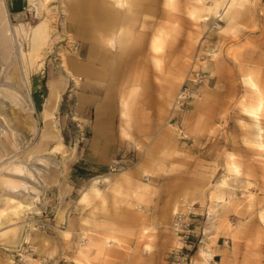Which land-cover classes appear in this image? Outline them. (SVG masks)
<instances>
[{"label": "rangeland", "instance_id": "1", "mask_svg": "<svg viewBox=\"0 0 264 264\" xmlns=\"http://www.w3.org/2000/svg\"><path fill=\"white\" fill-rule=\"evenodd\" d=\"M77 1L0 0V264H173L171 249L183 244L172 227L178 212L195 231L185 264L229 236L238 264H264V154L255 143L260 127L264 139V105L259 125L246 111L258 102L248 77L264 95V0H237L226 12L225 0H136L134 12L121 0H89L81 9ZM73 21L77 35L67 26ZM44 23L48 34L36 49ZM81 39L94 46L92 60ZM65 56L119 71L110 87L131 130L112 159L129 161L115 170L111 161L76 185L69 172L91 134L93 109L87 119L78 112L84 73L70 81L60 67ZM197 69L205 79L175 112ZM47 81L41 111L33 89L39 83L46 95ZM59 83L67 86L55 110ZM53 89L58 99L46 114ZM96 178L102 195L92 189ZM141 181L151 184L146 192L136 188Z\"/></svg>", "mask_w": 264, "mask_h": 264}, {"label": "crops", "instance_id": "2", "mask_svg": "<svg viewBox=\"0 0 264 264\" xmlns=\"http://www.w3.org/2000/svg\"><path fill=\"white\" fill-rule=\"evenodd\" d=\"M67 26L71 33L74 35L79 34L80 30L78 24L75 21L69 22ZM87 42L89 43V41L81 39L80 44L83 45ZM88 48L90 49V43ZM89 53L90 51H88V54ZM95 54L96 50L93 56H89L90 60L95 57ZM83 65V80L79 84V89L76 93L78 96L77 110L82 115L81 117L83 119H87L86 117H88V108H91L93 109V118L89 123V130L91 134L89 138H87L85 148H83L81 154L77 153V157L73 163L74 170L72 171V174L69 172V176L73 177L72 179L69 178V180L72 183L74 182L75 185L77 184V181L80 182L81 179H83V177L88 173L99 174L106 172L114 154H116V152L121 149L122 144L124 145L127 142L125 134H130L131 132V130H129V128L122 122L121 115L127 114V111L126 108H124L121 113L120 93L115 94L113 90H111L112 85H114V83H112L113 80L120 75L119 71L115 69L109 72L99 71L97 69V61L94 62L95 68L92 66V63H90V65L83 63ZM95 69L96 73H94ZM123 77L124 76H121V78ZM59 84L61 87L60 97L55 110H59L61 97L67 86V83ZM45 92L46 95L43 94L39 83H37L33 89L34 102L41 107V111L44 108L47 95L49 93L48 81L46 83ZM53 92H55L54 89ZM123 103L125 104V100ZM121 161L127 163L129 160L123 158ZM71 185L74 187L73 184ZM42 205L46 207L53 206L54 202L47 204L43 203ZM57 207L59 206L57 205ZM58 212L56 213L58 214ZM70 213L71 211L68 210L66 215L67 217L65 219L68 222ZM53 220L55 221V217ZM227 238H229V241H231L230 243L229 241H226ZM227 238L224 237L222 239L223 242H220L221 239L219 237L216 242H213L212 246L210 247L211 252L209 256H215L214 260L217 261L218 264H238V257L236 256L237 252L235 253V242L231 236ZM92 253L94 254V250ZM166 261H168L167 263L170 262L169 254H167ZM102 262L103 260L101 259L97 261L98 264H101Z\"/></svg>", "mask_w": 264, "mask_h": 264}, {"label": "bare ground", "instance_id": "3", "mask_svg": "<svg viewBox=\"0 0 264 264\" xmlns=\"http://www.w3.org/2000/svg\"><path fill=\"white\" fill-rule=\"evenodd\" d=\"M117 1H119V0H117ZM236 1L237 0H225L223 2V7H224V10L223 11L226 12L228 10L229 6H231L232 4H234ZM85 4L86 5H90L91 2L89 0H78L75 3V7L77 9H79V8L81 9V8H84V7L87 8V6ZM121 4L124 5L125 8L128 9L131 12H134L136 10V8H137V1L136 0H121ZM217 4L219 5L220 2H218ZM1 5H2V3L0 2V20L3 21L5 19V14H4L3 5H2V7H1ZM15 7H17V6H15ZM11 28L13 29V27H11ZM47 30H48V28H47V24L46 23H44L43 25L37 27V29L35 30V35H34V39L33 40H34V42H36V44H35L36 49H37V47H39V45L42 42H44L45 38L47 37V34H48V31ZM82 36L85 37L86 35L82 34ZM152 46H153V48L155 50L161 49V47H162V39H160L159 36L155 35L152 38ZM94 52H95V50H94V46H93L91 48V50H90V53H89L90 56H93ZM2 56L5 58V55H2ZM3 61H4V59H3ZM2 62H0V63H2ZM83 66H84L83 65V61H79L76 57H70V56L68 57V56H65V57L62 58V60L60 62V67L62 68V71L67 75V77L69 78L70 81H73V80L74 81H77L76 79H78L79 77H82V76H80V74H82ZM78 72H79V74H77ZM87 77H88V75H87ZM248 81H249V83H251V85L255 89V92L257 93L258 102H257V105H256L255 108L247 109L246 111H247V113L249 115L257 118L256 123L259 125V122H260L259 121V118L262 115V109H263V105H264V95L260 92L259 86L254 81V79H253L252 76L248 77ZM9 85H11V83H9ZM57 99H58V97L55 95V93L53 91H51L50 92V95L48 97V102H47L46 108L44 109V112L46 114H49V108L50 107L55 106V103L57 102ZM30 100H31V98H30ZM261 131H262V129L260 127V133L256 137L255 143H256V145H258L260 147V149L263 150L262 153L264 154V139L262 138ZM229 166L234 171H238L239 170L238 165L236 163H234V162H230L229 163ZM119 173H120V175H124L127 178L130 177L129 174H128V170L121 171ZM99 181H101V178H96L94 180L93 185H92V189L94 191H96L97 194L102 195L101 194L102 193V190H101V188L98 185L99 184ZM150 186H151V184L149 182H147V181H141V182H138L136 188L139 189V191L146 192V189H149ZM86 193H87V191L84 192V196H85ZM58 214H60V216H62L63 215V211H59ZM263 217H264V215H263ZM63 231H67V229L63 228ZM196 252H198L199 254H202L203 255V258L201 260H199V261H195L194 264H210L209 263V260L211 258L209 256L210 255V252H209V250H207L206 245L205 246L203 245L202 247H200Z\"/></svg>", "mask_w": 264, "mask_h": 264}, {"label": "built area", "instance_id": "4", "mask_svg": "<svg viewBox=\"0 0 264 264\" xmlns=\"http://www.w3.org/2000/svg\"><path fill=\"white\" fill-rule=\"evenodd\" d=\"M205 76L206 74L201 69L193 70L191 72V74L187 77L186 81L182 85L179 93L175 97V101L173 104V109L175 112L182 111L186 108L190 97L195 92L196 85L204 80ZM174 124L179 129L180 136H182L184 134V131L182 130V127H180V123L174 120ZM120 163L121 159H114L110 164V169H117ZM53 226V224L48 223V227ZM172 227L183 244L181 246H175L171 249V262L173 264H185L186 261H191L189 249H191L196 243L192 239V236L195 235V231L192 228V220L187 219V217L182 212H178L173 219ZM201 240H203V237L199 238L200 242ZM226 241H229V238H227ZM210 261H212L211 264H218V262L213 260L212 258H210Z\"/></svg>", "mask_w": 264, "mask_h": 264}]
</instances>
